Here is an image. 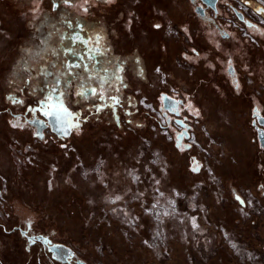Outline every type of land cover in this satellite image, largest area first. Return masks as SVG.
<instances>
[{"label":"rangeland","instance_id":"374dc122","mask_svg":"<svg viewBox=\"0 0 264 264\" xmlns=\"http://www.w3.org/2000/svg\"><path fill=\"white\" fill-rule=\"evenodd\" d=\"M139 1H92L86 23L100 8L107 20L125 10L111 39L123 58L138 47L147 62L146 83L131 79L127 90L143 114L102 110L67 140L38 142L10 114L19 103L8 97L37 101L56 77L58 38L38 22L41 6L30 10L33 0H0V111L8 109L0 115V224L8 231L0 226V264H41V245L13 231L20 225L70 247L77 264H264V190L256 191L264 183L248 123L249 107L264 109V97L248 100L211 79L194 53L217 54L195 0H147L164 25L155 32L150 20L148 35ZM228 73L237 85L233 66ZM172 113L179 124L169 129Z\"/></svg>","mask_w":264,"mask_h":264},{"label":"flooded vegetation","instance_id":"af4514ba","mask_svg":"<svg viewBox=\"0 0 264 264\" xmlns=\"http://www.w3.org/2000/svg\"><path fill=\"white\" fill-rule=\"evenodd\" d=\"M92 1L97 3V5H106L116 0H69L68 3H64V0H33V5H28L32 7L30 9L32 11L36 10V7L41 6V13H43L44 17L40 16L41 18L38 19V22L45 27L44 29H46L47 33H52V39L53 37L58 38V46L55 51L57 55L55 63L57 73L53 72L56 74V77H61V89H63L65 93L61 99L63 100L64 107L67 109L68 113L71 114L70 116L63 117V123L53 125L50 122V118L45 117L41 111H29V108L38 109L40 107L39 101L47 95L51 87L50 82L54 81L56 78L52 77V74L50 79L44 82V86L41 88L38 95L32 97L37 100L34 104H26L24 102L25 105H22V103H19L18 111L10 113L13 117L20 119L21 122L26 125L22 128L25 130V134L38 142H44L47 136L50 137L52 135H55L61 141L67 140L72 136L75 130L82 128L79 127L80 124L96 116L99 112L102 114V110L105 114L112 113L114 115H117L119 110L121 112L125 111L129 118L134 115H141L142 113L138 104L130 101V99H135L137 97L133 94H128L127 90L130 88L131 79H139L142 83H146L148 80L147 62L143 55H139L140 52L139 50L137 51L138 47L133 52V58H123L122 56H125L126 53L123 52L120 54L114 46V41L111 39L113 38L111 34L115 26L114 23L118 22V17L121 18L125 16V10L120 11L115 19L107 20L105 16H102V9L100 8L96 20L88 25V23H86L88 21L86 17L90 15V3ZM206 2L207 0H195L194 5H196V7L198 4L202 6V16L199 12L195 17L199 19L201 23L203 22L202 18L205 19L203 24L210 36L208 39L210 47L217 53L213 56L214 60L210 58L211 56H207L211 65L215 63V73L210 71V77H213L211 79L214 80L216 77H220L223 84L228 87V90L234 91L237 96L241 95L243 98H249L248 100H252L251 98L264 97V11H262L264 10V0H214L213 6L206 4ZM139 3H141V0ZM150 5L151 4H149L147 0L146 2L142 0L139 9L141 20L138 22L146 26V28L141 31L143 34L145 32L146 35H148L150 31V20L155 23L153 24V30L155 32L160 31L158 28L159 26H164L159 18L160 15L156 16L150 8ZM192 8L193 12H195V7L192 6ZM65 21H70L72 27H68ZM52 24L56 25L55 29L52 27ZM77 32H79L83 40L89 41V43L84 44L81 41H76L73 44L72 41L65 38L75 35ZM139 35L138 31L137 34L131 36L132 38H130V40H134V37H140ZM46 36L48 35L46 34ZM97 36L100 37L98 45L95 42ZM61 39H63V43H60ZM69 46L74 47L85 59L81 61L79 56H65L64 50ZM93 48H99V52L94 53L88 51ZM141 53H144V51ZM194 53L198 55L197 52ZM90 57L95 58L91 59ZM97 61H99V63H97ZM108 61H111V63H108ZM65 63L81 64V67L72 70L74 74H78L79 78L62 75L66 71L64 68ZM216 64H220L218 68ZM83 65L88 66L87 72L84 71ZM102 66L107 68V74L100 71ZM230 66H233L236 73L237 85L234 84L232 77L228 73ZM89 76H91V79H89ZM101 77L104 78L102 89L98 86ZM65 79L73 80L71 87L67 89H64L63 81ZM254 82L258 83L260 87L256 95L255 92L248 87V84ZM81 83H83L82 88ZM124 87L127 89H124ZM92 88H96L98 94L102 92L104 98L99 99L98 95H88L85 98L75 94L76 91L90 92ZM111 97L118 99L119 103L113 102ZM66 98H78L82 102H78L77 106L72 104L74 108L77 107L74 109L67 104L68 102L65 101L67 100ZM123 98L126 99L124 100ZM161 98H164V94H162ZM89 103L96 105L87 108L86 105ZM254 103L252 107H249L250 120H248V123H250L249 126L256 137L253 139L254 144H256L259 149L264 150V135H262L264 134V109L253 110L255 106ZM257 106L261 107L259 104ZM97 107L100 108L99 111H97ZM162 109L161 106L160 110ZM7 110L0 111V115L7 112ZM173 111H175V108L170 110V112ZM85 112L88 113L87 116H85ZM173 113L166 121V127L169 129L172 128L173 125L179 124V120L173 118ZM33 121H42L43 123H33ZM69 124H78V127L69 128ZM55 128H60L62 130L66 129L71 135L69 137H61V135H64L63 131L54 130ZM0 226L2 230L8 233L5 227L1 224ZM31 229L30 226L22 227L20 225L14 228L13 231L19 232L21 237L31 242L33 246L36 244L41 245V264H62L54 260L52 254L48 251L49 246L53 245L48 238L39 234H34ZM47 240L48 244L45 245L43 241ZM68 264H77V262L73 257Z\"/></svg>","mask_w":264,"mask_h":264},{"label":"snow or ice","instance_id":"6c2138e0","mask_svg":"<svg viewBox=\"0 0 264 264\" xmlns=\"http://www.w3.org/2000/svg\"><path fill=\"white\" fill-rule=\"evenodd\" d=\"M68 2H69V0H64V3H68ZM207 2L210 4V6H212L214 4V0H207ZM262 11H264V10H262ZM65 23L68 24V27H72L70 21H65ZM52 27L55 29L56 25L52 24ZM48 35H49V37H51L52 33H49ZM65 38L68 39L69 41H72L73 44L76 41H81L84 44H88L89 43V41L83 40V38L79 35V32H77L75 35L67 36ZM95 42H96L97 45L99 44V42H100V37L99 36L96 37V41ZM60 43H63V39H61ZM88 51H91V52H94V53L95 52H99V48L89 49ZM29 54H31V53H29ZM64 55L65 56H68V55L79 56V59L81 61L83 59H85V57L83 55H80L79 52L77 50H75L74 47H72V46H69V47L65 48ZM90 58L94 59L95 57H90ZM25 63H27V62H25ZM97 63H99V61H97ZM108 63H111V61H108ZM79 67H81V64H78V63H65L64 64V68L66 69V71L62 75L66 76V77L75 76L76 78H79L78 74H74L73 71H72L74 68H79ZM117 67H118V65H117ZM83 69H84L85 72H87L88 71V66L87 65H83ZM100 71H103L105 74H107V68L106 67L102 66ZM89 79H91V76H89ZM61 83H62L61 77L57 76L54 81L50 82L51 87L48 90L47 95L43 99H41L39 101L40 107L38 109L29 108V111H33V112L41 111L42 114L45 117H49L50 118V122L53 125H57V124L63 123V117L71 115L70 113H68L67 109L64 107L63 100L61 99L64 96V94H65L64 90L61 89ZM72 83H73V80L65 79L63 81L64 89H67V88L71 87ZM103 83H104V78L101 77L100 82L98 84V86L101 89L103 87ZM82 87H83V83H81V88ZM75 94L78 95V96H81V97H85V98L88 95H98L99 99H103L104 98L102 92L100 94L97 93V89L96 88H92L90 90V92H87V93L84 92V91H76ZM8 99L12 100L13 103H22V101L16 100L12 96H9ZM111 99L115 103H119V100L116 99L115 97H111ZM99 110H100V108L97 107V111H99ZM33 123H41L42 124L43 122L42 121H33ZM13 126L15 127L17 125H13ZM68 127L69 128L70 127H78V124L77 125L69 124ZM54 130L63 131L64 135L68 134L66 129L62 130L60 128H55ZM262 135H264V134H262ZM193 170L194 171H198L199 170V166L194 167ZM116 199L118 200V199H120V197L118 196V197H116ZM237 199H239V197H237ZM56 251H58L61 254V256L64 255L63 249H56Z\"/></svg>","mask_w":264,"mask_h":264},{"label":"water","instance_id":"95a60500","mask_svg":"<svg viewBox=\"0 0 264 264\" xmlns=\"http://www.w3.org/2000/svg\"><path fill=\"white\" fill-rule=\"evenodd\" d=\"M206 4L210 5L206 2ZM213 6V5H212ZM71 135L70 132H68L67 135H61V137H69ZM25 234V233H24ZM45 245L48 244L47 241H43ZM56 249H63L64 255L61 256V254L56 251ZM48 251L52 254V258L56 260L57 262H60L62 264H68L70 260L74 257V252L70 247L67 246H61V245H50L48 248Z\"/></svg>","mask_w":264,"mask_h":264},{"label":"trees","instance_id":"16d2710c","mask_svg":"<svg viewBox=\"0 0 264 264\" xmlns=\"http://www.w3.org/2000/svg\"><path fill=\"white\" fill-rule=\"evenodd\" d=\"M195 52H197L198 55L202 54L200 56L201 57L200 59L202 61H204L205 67L208 69V71H211V72L215 73V63L213 65H211V63H210V61H208V57H207V55L205 53H203L201 51H195ZM209 74L211 76V73H209ZM261 168L262 167L259 164V167L256 168V169H259L257 175L259 176V179L261 178L260 180L264 183V181H263V178H264V174H263L264 173V169H262L263 170V172H262V170H260Z\"/></svg>","mask_w":264,"mask_h":264},{"label":"crops","instance_id":"0c3cea01","mask_svg":"<svg viewBox=\"0 0 264 264\" xmlns=\"http://www.w3.org/2000/svg\"><path fill=\"white\" fill-rule=\"evenodd\" d=\"M258 149V155L257 156H259V158H260V160H261V162H259V160H258V162L260 163V166L262 167L260 170H262V169H264V150H262V149H259V148H257ZM257 167H259V164H257ZM256 171H257V173H258V171H259V169H256ZM262 172H263V170H262ZM257 177V176H256ZM250 179V178H249ZM258 179H259V176H258ZM260 182H262V181H260ZM259 186L257 187V189H256V191L258 192L259 191V189L260 190H264V185H262L261 186V188H260V184H258ZM233 196H234V198L235 199H237V197H239V195L237 194V193H234L233 194ZM262 196V195H261ZM264 196V195H263Z\"/></svg>","mask_w":264,"mask_h":264}]
</instances>
